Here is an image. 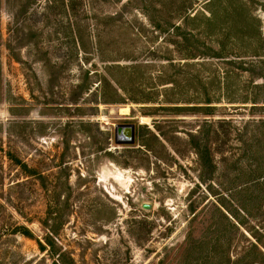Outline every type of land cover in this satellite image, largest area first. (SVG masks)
<instances>
[{
    "label": "rangeland",
    "instance_id": "rangeland-1",
    "mask_svg": "<svg viewBox=\"0 0 264 264\" xmlns=\"http://www.w3.org/2000/svg\"><path fill=\"white\" fill-rule=\"evenodd\" d=\"M262 76L264 0H0V264H264Z\"/></svg>",
    "mask_w": 264,
    "mask_h": 264
},
{
    "label": "water",
    "instance_id": "water-1",
    "mask_svg": "<svg viewBox=\"0 0 264 264\" xmlns=\"http://www.w3.org/2000/svg\"><path fill=\"white\" fill-rule=\"evenodd\" d=\"M136 142V125L123 123L115 126V143L118 145H133ZM150 208V205H144Z\"/></svg>",
    "mask_w": 264,
    "mask_h": 264
},
{
    "label": "trees",
    "instance_id": "trees-1",
    "mask_svg": "<svg viewBox=\"0 0 264 264\" xmlns=\"http://www.w3.org/2000/svg\"><path fill=\"white\" fill-rule=\"evenodd\" d=\"M110 77L112 78V75H110ZM261 78L264 79V76H262ZM107 81L108 84H116L119 89H123V87H121L118 83V81H116V79L112 78V79H105ZM257 103V102H254ZM1 141V140H0ZM0 179L4 177V169H5V161L7 160L9 163H12L14 165H20V159L19 156L15 153V151H11V150H5L3 144L0 145ZM2 155V156H1ZM5 158V159H4Z\"/></svg>",
    "mask_w": 264,
    "mask_h": 264
}]
</instances>
